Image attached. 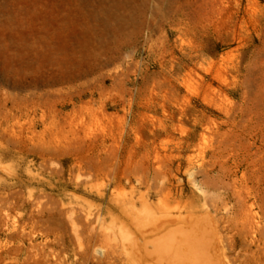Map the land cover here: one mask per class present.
I'll use <instances>...</instances> for the list:
<instances>
[{
    "label": "rangeland",
    "instance_id": "obj_1",
    "mask_svg": "<svg viewBox=\"0 0 264 264\" xmlns=\"http://www.w3.org/2000/svg\"><path fill=\"white\" fill-rule=\"evenodd\" d=\"M263 102L264 0H0V264H264Z\"/></svg>",
    "mask_w": 264,
    "mask_h": 264
},
{
    "label": "bare ground",
    "instance_id": "obj_2",
    "mask_svg": "<svg viewBox=\"0 0 264 264\" xmlns=\"http://www.w3.org/2000/svg\"><path fill=\"white\" fill-rule=\"evenodd\" d=\"M84 17V16H83ZM99 18V17H98ZM116 19H118V18H116ZM113 21V20H112ZM114 30V29H113ZM260 98V97H259ZM262 98V97H261ZM264 103V102H263ZM260 114V113H259ZM260 117V116H259ZM259 179V178H258ZM164 219V218H163ZM173 220V218H171V217H166V219L165 220H162L163 222H158L157 224H156V229H166V222H169V221H172ZM173 228H174V225L172 226ZM182 227V226H181ZM177 227L175 226V229H173V230H171L170 232V234L168 235H165V236H167V239L169 240L170 238H168V237H170V236H173V238L175 237L173 234L175 233V232H177L178 230L176 229ZM183 228V227H182ZM183 230V229H182ZM185 230V229H184ZM187 230H185V231H182V233L184 234V233H187L186 232ZM173 233V234H172ZM172 234V235H171ZM183 234H181L182 235V237L184 236ZM185 237V236H184ZM163 238V237H162ZM172 238V241H173V243H175V240L177 241V239L178 238H176V239H173ZM158 239V238H157ZM157 239L155 240V242L154 243H159V240L157 241ZM180 239V238H179ZM157 241V242H156ZM190 241V240H189ZM161 243H162V241H160ZM171 242V241H170ZM164 243V242H163ZM166 243H164V245H165ZM156 245V244H155ZM163 245V244H162ZM157 246V245H156ZM156 246H154V247H156ZM166 246H168L167 244H166ZM170 246V245H169ZM171 246H173V245H171ZM160 247V246H159ZM164 248L168 251V247H165L164 246ZM172 248V247H171ZM162 249L163 248H160V251L162 252ZM160 252V253H161ZM157 253V252H156ZM152 254V253H151ZM150 257H152V256H150ZM159 258V257H158ZM160 259V258H159ZM162 259V258H161Z\"/></svg>",
    "mask_w": 264,
    "mask_h": 264
}]
</instances>
